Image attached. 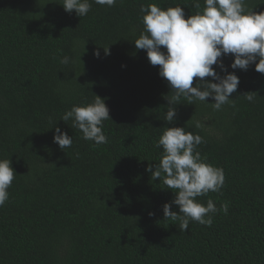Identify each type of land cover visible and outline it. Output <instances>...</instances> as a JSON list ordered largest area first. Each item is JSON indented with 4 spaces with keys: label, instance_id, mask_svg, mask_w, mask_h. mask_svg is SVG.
<instances>
[{
    "label": "trees",
    "instance_id": "1",
    "mask_svg": "<svg viewBox=\"0 0 264 264\" xmlns=\"http://www.w3.org/2000/svg\"><path fill=\"white\" fill-rule=\"evenodd\" d=\"M62 2L0 0V159H10L16 174L0 207V264H264V74L255 64L232 69L228 54L223 64L240 80L232 103L217 111L212 97L172 101L159 66L135 47L144 31L140 8L179 5L187 18L203 11L204 0L200 9L197 0H117L112 7L89 0L84 17ZM246 10L264 11V0H246ZM248 92L254 101L242 96ZM94 95L111 118L103 144L60 120ZM169 108H176L172 123ZM55 127L73 139L64 151L53 142ZM166 127L199 134L201 159L224 171L220 192L196 198L228 205L211 226L190 222L183 232L178 220L164 218L174 190L163 173L155 180L147 169L160 162L156 144ZM171 210L179 214V206Z\"/></svg>",
    "mask_w": 264,
    "mask_h": 264
},
{
    "label": "clouds",
    "instance_id": "2",
    "mask_svg": "<svg viewBox=\"0 0 264 264\" xmlns=\"http://www.w3.org/2000/svg\"><path fill=\"white\" fill-rule=\"evenodd\" d=\"M98 5L112 7L117 0H94ZM203 11L185 18L181 6L163 9L156 4L141 6L144 31L134 41L136 49L146 50L151 65L159 66V76L164 78L174 93L172 101L185 97L189 104L195 101L206 102L212 97L214 110H221L225 104L232 103L231 96L240 83L235 72H228L222 57L234 56L232 69L247 70L255 64V70L264 74V11L246 10V0H204ZM62 6L68 13L84 17L91 10L89 0H63ZM200 9V3H195ZM162 46L163 49L162 50ZM109 55V46L104 48ZM99 58L100 52L94 51ZM70 58L64 56L62 64H68ZM221 72V76L216 68ZM211 77V82L205 80ZM194 78H198L195 87ZM256 93L242 95L249 102L254 101ZM95 96L92 103L77 106L64 112L60 120L72 121V128L82 132L84 140L95 144L107 143L103 133V122L111 119L105 101ZM172 101H168L169 104ZM207 103V102H206ZM176 108H169L165 121L172 123ZM200 128L202 125L196 122ZM53 142L62 151L71 147L73 139L59 127H55ZM203 142L199 134L186 132L184 127H166L156 146L162 147L163 155L153 171L147 169L153 179H161L167 189L174 190L175 198L163 205L164 218L179 221L180 230L189 229L190 222L211 226L213 215L218 211L228 212V205L218 209L209 199L203 205L196 199L211 192H220L225 182L222 168L214 167L201 159L196 151ZM10 159H0V207L9 199L8 189L15 178ZM172 204L179 206V214L171 210ZM151 215V214H150Z\"/></svg>",
    "mask_w": 264,
    "mask_h": 264
}]
</instances>
